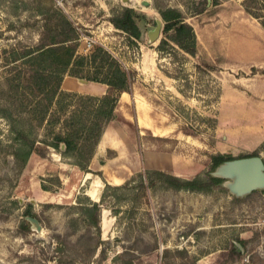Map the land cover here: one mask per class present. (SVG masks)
I'll use <instances>...</instances> for the list:
<instances>
[{
  "label": "rangeland",
  "instance_id": "rangeland-1",
  "mask_svg": "<svg viewBox=\"0 0 264 264\" xmlns=\"http://www.w3.org/2000/svg\"><path fill=\"white\" fill-rule=\"evenodd\" d=\"M142 1L56 0L80 38L93 40L88 48L79 38V55L103 47L136 77L85 172L54 151L45 159L33 155L24 167L13 156L22 129L37 140L52 139V128L38 127L22 101L27 66L13 62L40 44L50 8L45 0H0V264H264V190L238 198L222 185L210 194L143 188L139 180L125 186L147 170L195 178L210 170L212 155L228 151L218 103L239 86L237 78L253 82L234 57L242 44L264 43V0H147L149 8ZM199 2L204 12L196 15ZM169 6L180 8L195 29L197 57L180 50L160 55L163 32L150 43L148 34L162 19L158 8ZM123 8L147 15L138 47L110 22ZM73 78L65 77L85 80ZM107 183L118 189H106ZM91 188L105 201L102 243L89 256L79 243L89 232L78 202L89 203ZM27 216L38 219L41 232Z\"/></svg>",
  "mask_w": 264,
  "mask_h": 264
},
{
  "label": "trees",
  "instance_id": "trees-1",
  "mask_svg": "<svg viewBox=\"0 0 264 264\" xmlns=\"http://www.w3.org/2000/svg\"><path fill=\"white\" fill-rule=\"evenodd\" d=\"M50 10L46 24L43 26L40 44L35 49H28L17 54L13 62L22 60L27 70L22 75V101L26 109L31 107V119L40 128H52L51 141L32 138L27 130L18 132L19 142L13 146V156L20 166H26L33 155L47 158L52 151L60 154L69 163L82 171L90 172L91 162L96 154L108 126L117 118V107L123 93H130L135 85L136 77L132 70L123 66L108 50L98 47L89 56L78 54L80 33L68 15L56 6V0H45ZM218 4V3H217ZM216 4V5H217ZM204 3H198L196 15L204 12ZM159 14L164 23L163 38L156 51L160 55L172 57L179 50L195 57L198 54V37L195 29L187 22L185 13L178 7H159ZM248 14L253 16L248 6ZM41 14L45 15V13ZM260 19L259 16H255ZM147 21V15L133 8H123L113 13L110 22L115 28L125 32L129 44L138 47L141 43L143 30L141 25ZM264 28V22H261ZM209 72L216 71L209 67ZM87 71V72H86ZM86 73V74H84ZM69 75L88 82L106 86V93L101 96L84 95L65 91L62 88L65 77ZM72 109V110H70ZM48 127V128H49ZM186 135L195 133L182 129ZM66 149L62 150L61 145ZM264 149V146H263ZM259 151L240 158L258 156ZM237 159L232 154L217 153L211 156L210 170L201 175L182 179L164 171L147 170L134 179L139 180L143 188L160 186L164 190L189 191L210 194L220 189L222 179L214 178L211 172L222 163ZM106 189H118L106 184ZM89 200L88 204L78 202L80 216L86 227L88 236L79 242L83 253L94 255L101 245V216L105 201ZM22 229L28 231L25 221ZM95 231V234L92 231ZM94 236H97L94 237Z\"/></svg>",
  "mask_w": 264,
  "mask_h": 264
},
{
  "label": "crops",
  "instance_id": "crops-1",
  "mask_svg": "<svg viewBox=\"0 0 264 264\" xmlns=\"http://www.w3.org/2000/svg\"><path fill=\"white\" fill-rule=\"evenodd\" d=\"M261 29L264 30L262 26ZM197 56L198 54L195 57ZM234 58L238 71L248 76L249 70H251L252 76L250 78H253V82L244 84L237 78L236 85L239 86H236L233 91H228V100L222 99L220 102L222 104L218 103V108L224 109L219 113L218 126L225 132L224 139L228 147V151L223 154L229 153L236 158H240L243 155H252L259 151V155L264 157V43H249L248 46L242 44L237 49ZM231 71L234 70L231 69ZM73 79H64L62 88L64 87L65 91L93 96H101L106 93L107 88L103 84L94 82H88L87 84L79 80L78 84ZM87 85L93 86L91 89H86ZM102 86L104 88H101ZM105 137H102L103 143ZM98 152L99 149L97 148L96 154ZM91 190L92 188L86 192V195H89L93 201L99 202L97 191Z\"/></svg>",
  "mask_w": 264,
  "mask_h": 264
},
{
  "label": "water",
  "instance_id": "water-1",
  "mask_svg": "<svg viewBox=\"0 0 264 264\" xmlns=\"http://www.w3.org/2000/svg\"><path fill=\"white\" fill-rule=\"evenodd\" d=\"M128 3L131 0H123ZM210 2V0H208ZM142 6L149 8L151 3L147 0L141 2ZM164 23L162 19H156V27L149 32V41L154 44L162 35ZM82 83H88L86 80H80ZM65 150V144L61 145ZM211 175L214 178L222 179V187L227 188L229 192L238 198L245 197L255 191L264 190V157L262 155L237 158L226 161L216 167ZM27 223H31L34 230L42 231V226L37 218L26 217Z\"/></svg>",
  "mask_w": 264,
  "mask_h": 264
},
{
  "label": "built area",
  "instance_id": "built-area-1",
  "mask_svg": "<svg viewBox=\"0 0 264 264\" xmlns=\"http://www.w3.org/2000/svg\"><path fill=\"white\" fill-rule=\"evenodd\" d=\"M80 40H84L85 41V43H87V46H88V48H91L92 47V44H93V40H91V39H89V38H87V37H81L80 38Z\"/></svg>",
  "mask_w": 264,
  "mask_h": 264
}]
</instances>
